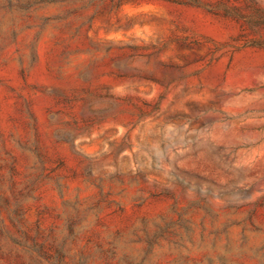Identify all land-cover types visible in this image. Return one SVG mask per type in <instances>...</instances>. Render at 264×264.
<instances>
[{"label": "rangeland", "instance_id": "obj_1", "mask_svg": "<svg viewBox=\"0 0 264 264\" xmlns=\"http://www.w3.org/2000/svg\"><path fill=\"white\" fill-rule=\"evenodd\" d=\"M0 264H264V0H0Z\"/></svg>", "mask_w": 264, "mask_h": 264}, {"label": "trees", "instance_id": "obj_2", "mask_svg": "<svg viewBox=\"0 0 264 264\" xmlns=\"http://www.w3.org/2000/svg\"><path fill=\"white\" fill-rule=\"evenodd\" d=\"M65 1V0H64ZM117 1H120V0H117ZM166 1H170V2H175L176 0H166ZM188 1H190V2H196L197 0H188Z\"/></svg>", "mask_w": 264, "mask_h": 264}]
</instances>
